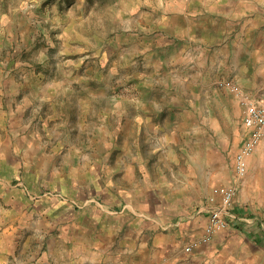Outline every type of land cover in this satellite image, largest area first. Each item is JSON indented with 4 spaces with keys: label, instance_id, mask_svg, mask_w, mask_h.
Instances as JSON below:
<instances>
[{
    "label": "rangeland",
    "instance_id": "1",
    "mask_svg": "<svg viewBox=\"0 0 264 264\" xmlns=\"http://www.w3.org/2000/svg\"><path fill=\"white\" fill-rule=\"evenodd\" d=\"M171 1L0 0V231H31L52 207L102 205L111 180L124 182L111 178L123 148L148 155L150 144L177 172L215 178L211 204L233 185L254 221L243 231L264 245V136L237 174L246 137L231 89L264 104V0H242L258 33L221 44L171 37Z\"/></svg>",
    "mask_w": 264,
    "mask_h": 264
},
{
    "label": "crops",
    "instance_id": "2",
    "mask_svg": "<svg viewBox=\"0 0 264 264\" xmlns=\"http://www.w3.org/2000/svg\"><path fill=\"white\" fill-rule=\"evenodd\" d=\"M248 7L242 0H172L164 19L176 30L168 28L171 37L195 44L234 43L258 33L262 25ZM241 123L245 138L243 112ZM142 147L123 148L111 178L121 176L124 182L111 180L102 205L69 214L65 206L52 207L40 213L41 221L31 231L26 226L27 232L21 233L13 224L0 231V264H264V245L258 238L262 234L253 231V238L252 230L243 231V224L254 221L244 220L235 208L236 195L231 208L236 219L230 227L186 254L184 247L202 234L212 205L209 198L221 184L208 176L203 181L188 164L189 170L179 173L176 157H156L159 150L150 144L144 155ZM31 234L35 242L29 240ZM5 240L9 245L2 244ZM25 251L28 259L20 261L19 253Z\"/></svg>",
    "mask_w": 264,
    "mask_h": 264
},
{
    "label": "built area",
    "instance_id": "3",
    "mask_svg": "<svg viewBox=\"0 0 264 264\" xmlns=\"http://www.w3.org/2000/svg\"><path fill=\"white\" fill-rule=\"evenodd\" d=\"M239 97L243 108V127L247 133L244 143L234 158V168L237 174L246 172V159L254 152L264 136V104L256 102L236 87L231 88ZM236 190L233 186L220 189L219 200L209 209L208 222L199 238L184 247L186 254H191L196 248L211 243L218 231L227 230L236 216L231 212Z\"/></svg>",
    "mask_w": 264,
    "mask_h": 264
}]
</instances>
